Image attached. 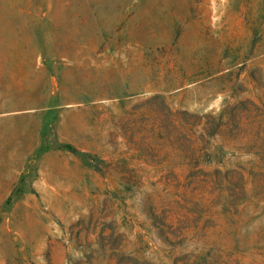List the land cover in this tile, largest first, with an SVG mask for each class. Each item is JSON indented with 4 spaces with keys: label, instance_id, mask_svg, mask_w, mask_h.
<instances>
[{
    "label": "rangeland",
    "instance_id": "1",
    "mask_svg": "<svg viewBox=\"0 0 264 264\" xmlns=\"http://www.w3.org/2000/svg\"><path fill=\"white\" fill-rule=\"evenodd\" d=\"M0 264H264V0H0Z\"/></svg>",
    "mask_w": 264,
    "mask_h": 264
}]
</instances>
